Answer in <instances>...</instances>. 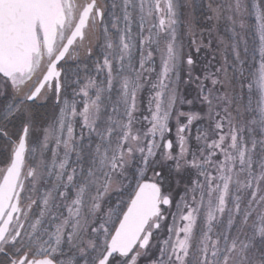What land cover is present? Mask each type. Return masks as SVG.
<instances>
[{"label":"snow or ice","instance_id":"snow-or-ice-1","mask_svg":"<svg viewBox=\"0 0 264 264\" xmlns=\"http://www.w3.org/2000/svg\"><path fill=\"white\" fill-rule=\"evenodd\" d=\"M202 7L0 0V264H264V0L197 75Z\"/></svg>","mask_w":264,"mask_h":264},{"label":"rangeland","instance_id":"rangeland-1","mask_svg":"<svg viewBox=\"0 0 264 264\" xmlns=\"http://www.w3.org/2000/svg\"><path fill=\"white\" fill-rule=\"evenodd\" d=\"M203 4L205 5V7L200 8L199 10L202 12L203 10V14L201 18L196 19L195 21V25H194V30H195V39L197 41L203 40L204 44H207L209 42L210 39L213 40V46L212 49H206V48H202L201 51L199 53L196 52L195 47L194 46H190L191 45V37L185 35L183 37L184 43L186 45V51L191 52L193 59L196 61V74H200V68L202 66V64L206 61V60H212L213 55H217L218 58V52L216 49V42L214 40V35L218 34L221 37L227 38V34L225 33V27H224V22L223 20H221L219 22V24L217 25V33L214 34L213 36H209V29L210 27L215 24L216 22H210L209 21V16L211 15L206 7V5L208 4L209 0H202ZM200 19V21H199ZM250 49H251V45H250ZM249 55H251V51L249 52ZM215 61H213L214 63ZM253 71L257 72V75H259V70L258 69H254ZM193 87H195V85H193ZM37 113L41 114L40 117V121L43 120H48L52 117V110L47 107V106H39L37 109ZM77 131H79V127L77 126ZM173 181V185H174V191L175 192H181L182 188H183V184H181V186L179 188L176 187V183H175V179H172ZM226 219V218H225ZM251 223V221H250ZM224 226V221H220L218 224H216L214 227L216 228L217 231L221 230ZM257 226H259V222H257Z\"/></svg>","mask_w":264,"mask_h":264},{"label":"trees","instance_id":"trees-1","mask_svg":"<svg viewBox=\"0 0 264 264\" xmlns=\"http://www.w3.org/2000/svg\"><path fill=\"white\" fill-rule=\"evenodd\" d=\"M202 14H203V10H202V12L200 10H197V12L195 13L196 19L201 18L202 17ZM199 21H200V19H199ZM40 115L41 114L37 113V119H38V121H40V117H39ZM169 183L171 184V187L174 189V185H173L172 179L169 181Z\"/></svg>","mask_w":264,"mask_h":264}]
</instances>
